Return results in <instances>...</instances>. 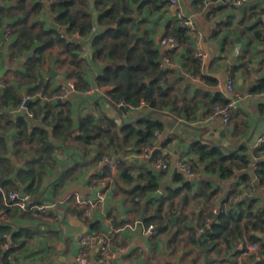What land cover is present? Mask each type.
Returning <instances> with one entry per match:
<instances>
[{"label":"crops","instance_id":"obj_1","mask_svg":"<svg viewBox=\"0 0 264 264\" xmlns=\"http://www.w3.org/2000/svg\"><path fill=\"white\" fill-rule=\"evenodd\" d=\"M227 2L231 7H226L215 17L208 16L215 8L227 5ZM120 6L124 7V11L120 14L122 13L124 16L136 14V18L120 20L126 22L125 27L129 32L137 35L138 38L154 42L155 46L157 41L163 38L165 31L170 29L168 26L178 24L179 18L192 19L193 29L190 46L194 53L201 51L206 55L204 60L197 59L200 68L192 65L190 59L186 58L184 54L173 60L170 58L171 56L161 60V63L165 59L169 61L176 79H182V81L175 83L173 94L176 96L177 104L191 103L196 99L208 101L204 94L214 96L219 93L225 97L224 81L227 69L232 70L234 66L248 62L244 72H233L235 93L239 99H237L235 108L231 112L229 127L224 129L220 117L214 115L213 111L207 114L202 106H199L195 119H186L183 114L177 113V109L170 107L160 114H150L152 119L159 121L164 126L163 131L156 137L153 149H159L161 155H157L154 161L150 162L151 152L145 159L142 154L136 153L135 148L130 149L128 147L125 154L119 153L117 156L109 153L113 163L116 164L122 160L132 166L134 179L131 185L124 184L114 164V173L112 172L111 178H106V187L102 188L104 200L96 205L88 219H85L83 215L79 216V211L82 209L77 207L68 197L73 194L94 197L92 189L99 184L97 174L101 168L100 162L98 163L94 156L99 148H93L90 154H83L78 150L66 148L62 141L57 140L54 142L56 149L50 156L51 161L39 154L41 160L32 162L35 156L28 157L26 152L28 146L22 142L16 146L15 141L18 139L16 131L13 128L7 132L0 130V133L4 134L2 137L5 138L6 144L5 151L0 148V159L3 160L0 161V176L6 182L10 181L16 186V188H11L10 185L0 187L2 189L0 225L9 226L13 231H22L17 239V249L9 258L10 264H73V259L79 252L86 255L89 264H98L100 258L103 259V264H109L110 261L117 264H172V262L178 264H230L231 262L234 264V260L238 264V257L233 258L231 255L235 252L232 242L226 249L222 239L214 250L212 246L203 247L201 243L197 245L190 243L191 233L187 229L192 230L194 236L199 238L216 219L215 217L213 220L205 219L204 224L200 226L202 219L201 216L197 215L201 211L204 212V205L200 199L197 200L200 201L199 205L197 202L188 199L184 206L185 218L183 219L180 213L166 214L165 219L171 221L173 225L178 223V229L181 230V234L173 244L167 243L168 234H155L153 227H151L152 230H149L143 222L150 212L155 210L159 203L167 197L168 189L174 190L182 187L180 183L174 180L175 175L180 173L177 171V174L172 175L173 166L165 172L154 170V164L157 161H165L169 165L175 161L191 163L197 171L194 179L188 181L191 185V194L198 193L202 184L209 185V191H218L216 197L206 205L214 206L213 213L218 214L225 211L237 215L243 209V203L252 201L254 217L264 216V175L258 178L255 174L256 165L260 158L254 156L256 141L262 135L261 127L264 126V93L260 95L248 93L256 81L264 79V0H248L241 4H234L230 0H203L202 3L197 0H178L176 7H170L166 0H120ZM87 9H89L92 19V27L97 28V14L89 0L83 2L76 0L75 11L77 13L75 16L77 21L79 23L85 21L84 11ZM252 11L260 14L256 24L252 20L242 24L244 15H248ZM19 13L18 11L15 12V14ZM2 20L7 24L14 23L18 21V15ZM35 21L40 22L46 29L59 28L53 21L48 6ZM219 23H222L221 27H218L217 24ZM219 28L221 31L219 37L212 39L213 31ZM254 31L261 32L263 41L251 40L250 43L248 42ZM93 35L94 33H91L90 29L86 35L78 40L92 52L91 38ZM224 40L229 42L225 45L226 52L222 53L220 49ZM16 41V34H12V32L8 37H5L4 42L0 41V95L7 81L17 86L15 93L19 97L29 87L28 85L21 86L16 80V76L24 71L25 66L20 61L21 59L14 55L16 50L12 46ZM26 52H31V54L28 57H25L24 54L23 56L27 59L31 58L33 51ZM232 56L234 59L230 62ZM62 58L55 57V60L52 59L47 65L42 64L40 67V75L47 74L50 78L49 95L57 87L66 86V84L72 83V80L74 81L71 76L74 68L61 61ZM30 64L32 65L31 62L28 63V65ZM86 64L84 79L92 87L95 78L101 73V66L94 64L90 59ZM51 72L54 73L53 76H50ZM16 73L17 75H15ZM167 78H169V82L173 83L172 79L175 76ZM208 81H213L215 84L206 83ZM64 98L71 103L77 116L93 113L98 118L107 117L118 126L132 123L143 116H150L143 103L141 109H126V114H123L106 103L102 98V92L101 94L97 91L94 94L78 93L75 89V83H73V89H68ZM16 107L10 103L6 107L1 106L0 118L5 116L11 121L17 117H22L28 127H33L34 122L26 116V109L17 114L11 112V109ZM260 108L263 109L262 114ZM199 113H201V119L198 118ZM168 139H171L170 144L166 148H162L161 144ZM192 143H212L224 154L238 152L243 146L246 148L249 166L247 169L238 170L230 179H221L218 172L205 171L202 165H196L197 157L190 151ZM30 169L33 170V179H19L16 176L17 171L23 173ZM10 170L12 172H8ZM147 170L156 176L159 190L148 194L146 197L137 195L135 197L127 194V191L136 185L144 184V179L139 178V176ZM244 175L246 177H242ZM20 189L32 204H57L64 201L65 204L57 210H51L48 217L45 218L34 217L29 212H22L15 207L5 206L3 202L4 193L11 190L20 193ZM180 199L181 197L175 198L174 204L179 203ZM166 205L167 203H165L164 209ZM142 213L144 218L140 222ZM55 216L58 217L56 222L53 221ZM207 220H209L208 223H206ZM200 230H202L201 233H199ZM81 234L106 237L105 251L102 252L99 248L83 249L77 242V238ZM256 237L264 241V233H256ZM7 241L11 245L9 237H7ZM202 249L206 251L208 258L217 260L205 263ZM217 250H220L219 254L216 253ZM222 259H227L228 262L223 263ZM259 263L264 264V255H259L253 260L246 258L240 264Z\"/></svg>","mask_w":264,"mask_h":264},{"label":"trees","instance_id":"obj_2","mask_svg":"<svg viewBox=\"0 0 264 264\" xmlns=\"http://www.w3.org/2000/svg\"><path fill=\"white\" fill-rule=\"evenodd\" d=\"M3 5L0 6V28L7 27L12 34H16L17 41L12 48L16 50L14 55L19 57L24 64V71L17 73L16 80L21 86L28 85L27 93L33 94L37 91L43 94L47 93L50 84V78L45 74L41 76L39 71L42 64L47 65L50 60L62 58L61 61L67 63L74 68L71 74L74 79L75 89L78 93H84L91 86L85 81V71L88 60L78 57L77 52L80 49L79 41L67 42L61 35L70 36L78 33L83 37L92 27V19L89 9L85 10V21L79 23L75 14L76 0H1ZM78 1V0H77ZM83 2L84 0H79ZM92 2L93 9L97 14L96 24L98 32L91 38L92 57L90 59L94 64H100L101 73L95 78L94 85L97 92H102V98L107 104L116 107L119 104L128 107H139L142 103L149 111V115H157L167 108L177 109L179 114H183L186 119L197 118L199 106H202L207 114L212 113L217 106H225L228 100L217 93L214 96L204 94L205 99H196L191 103H176V96L173 94L175 83L182 81L176 79L175 72L171 68L162 69L161 60L165 57L180 58L182 54L190 59L192 65L200 68V63L194 57V51L191 48L192 34L184 27H180L177 23L171 27L168 26L167 31L163 35L164 38L173 37L179 43V51H159L156 49L154 42L138 38L125 27V21H118L120 12L124 11V7L120 6V0H89ZM202 3L203 0H197ZM215 1V0H210ZM237 1V0H230ZM233 3V2H232ZM48 6V10L52 14L53 21L60 30L56 28L46 29L40 22L35 19L40 16ZM215 8L208 16L215 17L220 14L226 7ZM231 7V6H230ZM20 12L15 14V12ZM18 15V21L7 24L2 19L15 17ZM260 14L256 11L244 15L242 24L245 21L252 20L256 24L257 17ZM221 27L222 23L217 24ZM62 31V32H61ZM220 28L213 31L211 38L216 39L220 35ZM243 33V32H240ZM251 40L263 41L262 34L254 31ZM229 42V41H228ZM226 40L221 45V52L225 53ZM4 44V43H3ZM33 51L31 58L27 59L23 56V52ZM169 58V59H170ZM32 65H28V63ZM21 64V65H22ZM248 62H243L232 68L233 72H244ZM171 69V70H170ZM163 71L161 78H158L160 71ZM70 75V73H69ZM169 76H175L172 82H169ZM203 79V78H202ZM205 81V79H203ZM206 83L215 84L213 81ZM17 86L12 85L10 81L5 82L3 92L0 95V107H6L10 103L13 107L20 102V97L15 93ZM61 86L54 89L49 98L59 96L61 94ZM109 89V90H107ZM251 95H260L264 93V79H260L248 90ZM46 95V94H45ZM55 99L53 101L41 105L39 101L29 103L26 107L27 112L33 113V127H28L22 117L14 120H8L5 116L0 118V130L7 132L9 129L16 131L18 143H24L28 146L26 150L28 157L35 156L32 162L41 160L39 154L44 155L49 161L50 156L56 149L54 142L60 140L66 148L78 150L83 154H90L93 148H99L94 159L99 163L104 155L110 156L113 153L117 156L119 153H126L127 148H135L138 155L143 150L151 148L156 141L155 133H161L164 126L159 121L149 117H140L129 124L118 126L114 121L107 117H96L93 113L84 115H76L73 106L67 100ZM263 109L260 108L262 114ZM98 119V121H97ZM4 120V121H3ZM171 139L161 144L162 148H166L170 144ZM190 151L197 157L196 165H202L205 171H216L221 179H230L240 169H247L249 159L246 155V148L241 146L238 152L224 154L212 143H192ZM0 148L6 150L5 138L0 136ZM254 156L260 158L256 165L257 177L264 175V147L254 150ZM0 161H3L0 159ZM115 164V163H114ZM121 181L126 185L133 182L132 166L127 162L120 160L115 164ZM14 171V170H13ZM12 172V170L8 171ZM33 170L28 172L17 171L16 176L20 178L33 179ZM112 173L107 167H101L98 171L97 178L99 180L111 178ZM242 177H246L245 175ZM0 187L10 185L11 188L16 186L5 179H1ZM144 179V184L136 185L127 194L136 197H146L148 194L159 190L156 176L150 171H145L139 176ZM174 180L182 185L179 189L167 190V197L159 203L155 210H152L146 220L143 222L147 228L153 227L155 234L167 235V243L173 244L177 237L181 234L178 229V223L173 225L171 221L165 219L166 214L180 213L181 218H185L183 214L184 206L188 199L204 205V212L201 211L197 216H201V225L205 219H214L211 227L205 230L204 234L199 238L194 236L192 230L187 229L191 234L189 241L193 245L199 243L203 247L212 246L213 250L223 239L226 249L230 242L234 245L233 258L239 257L244 251L246 243L257 245L258 249L251 255L246 257L253 260L257 256L264 255V241L256 237V233H264V216L254 217L252 212L253 202L243 203V209L237 215L229 212H219L214 214V206L209 204L218 193L217 190L209 191L210 186L202 184L198 193L191 194L190 182L186 181L181 174L175 175ZM108 184V183H107ZM1 195V193H0ZM191 196V197H189ZM181 197L179 203L174 204L175 198ZM165 203H167L166 208ZM242 205V204H240ZM240 207V206H239ZM83 215V210L79 211V216ZM51 216V215H50ZM181 219V220H182ZM180 220V221H181ZM242 222V223H241ZM21 230H12L9 226L0 225V264H10V256L17 249V239L21 234ZM171 236V237H169ZM9 237L11 247L5 248L4 245ZM19 243V242H18ZM220 250L216 253L219 254ZM245 258V259H246ZM245 259L241 260L244 261ZM223 263H227V259H222ZM236 264V261H233ZM231 264V262H230ZM262 264V263H259Z\"/></svg>","mask_w":264,"mask_h":264},{"label":"built area","instance_id":"obj_3","mask_svg":"<svg viewBox=\"0 0 264 264\" xmlns=\"http://www.w3.org/2000/svg\"><path fill=\"white\" fill-rule=\"evenodd\" d=\"M166 1L168 2L170 7H176L178 5V0H166ZM247 1L248 0H237V1H232V2L234 4H241ZM178 25L186 28L190 32L193 29V21L192 19H189V18H186V19L179 18ZM97 32H98V28L96 27L91 28V33H94V35H96ZM10 34H11V30L9 28H6L4 31L5 37H8ZM61 37L66 39L67 42H74V41L76 42L81 38L78 33H74L70 36H66L65 34H62ZM78 44L80 45V49L77 52L78 57L85 59V60L91 59L92 53H93L92 50L89 48H85L80 42H78ZM155 47L159 51H170V52L174 51L175 53H178V51L180 50L178 41L172 37H167V38L163 37L159 39ZM194 57L198 60H204L206 58V55L201 51H197L196 53H194ZM170 67H171V64L169 63V61H166V59L164 60L163 63H161L162 69H166ZM73 83L74 81L72 80V83H68L66 84V86L65 85L61 86V89H60L61 94L59 96H54L52 98L44 96V94L41 92H38L35 94L34 93L29 94L25 92L20 97V102L18 103L17 107L15 109H11V112H13L14 114L22 112L23 110L26 109L29 103H35L39 101L41 104H44V103L53 101L55 99H62L67 95L68 89L69 90L73 89ZM95 91H96L95 87L92 86L91 88L86 90V93L94 94ZM224 93H225L226 99L228 100L227 105L215 107L213 109V113L214 115L220 117L222 127L224 129H227L229 127L231 112L235 108L237 99H239V96L235 93L234 73L230 68H228L226 71V77L224 81ZM119 106L126 107V105L124 104L117 105V107ZM141 108H142V105H140L139 107H132V106L128 107V109L130 110H139ZM0 114H2V109H0ZM26 116L28 118H32L33 114L31 112H27ZM261 130H262V135L256 141V145H255L256 149H258L259 147H264V126L261 127ZM155 136L156 137L158 136L157 132L155 133ZM153 149H154V143L152 144L151 148H146L143 150L142 157L146 159L149 156L150 152L153 151ZM100 166L107 167L108 169H110L111 173L114 171V163L111 160V157L108 155H104L102 157L100 161ZM172 166L176 168L177 171L187 181L193 180L194 177L196 176L197 171L194 168V166L191 163L184 162V161H175L174 163H172V165H169L165 161H157L154 164V170L157 172H165V171H168L169 168ZM105 180L106 179L99 180V184L93 187L92 190H97L94 197H83V196H80L79 194H73L68 197L69 199L73 201V203L77 207H80L83 210V217L85 219L90 218L96 205L101 203L104 200V194L102 192V188L106 187ZM1 192H2V189L0 188V193ZM3 202L5 206L15 207L22 212H29L34 217L41 216L42 218L48 217L51 210H55V209L57 210L60 206L65 204V201L60 202V203L58 202L57 204L55 203L54 204H32L30 203L28 197L26 196L22 197L20 193L16 190H11V191H8L7 193H4ZM214 214L216 213L214 212ZM53 221L55 222L58 221V217L56 216L53 217ZM208 221L209 220H207L206 223H208ZM149 230H152V228L149 227ZM201 232L202 230L199 231V233ZM77 242H78V245H80L83 249H88V250L99 248V250L103 252L105 251V247H106V237L104 236L81 234L78 236ZM4 247L5 248L11 247L10 243L6 241ZM257 249H258L257 245L248 243L244 251L238 257V260H239L238 264H240L241 260L251 255ZM103 263L104 262L102 258L98 259V264H103ZM73 264H89V262L86 258V255L83 252H79L75 255L73 259ZM109 264H117V263L114 261L113 262L110 261Z\"/></svg>","mask_w":264,"mask_h":264},{"label":"water","instance_id":"obj_4","mask_svg":"<svg viewBox=\"0 0 264 264\" xmlns=\"http://www.w3.org/2000/svg\"><path fill=\"white\" fill-rule=\"evenodd\" d=\"M222 1H225V0H222ZM0 5H2L1 1H0ZM124 18H126V19L136 18V14H133L132 16H124V15L121 13L120 16H119V18H118V21H120L121 19H124ZM4 31H5V27H3V28L0 30V41H1V42H4V41H5ZM23 54H24L25 57H28V56L31 54V52H24ZM233 59H234V57L232 56V57L230 58V62H232ZM162 74H163V71L161 70V71L159 72V74H158V78H159V79L161 78ZM53 75H54V73L51 72L50 76H53ZM118 110H119L121 113L126 114V107H124V106H119V107H118ZM198 118L201 119V113H199ZM203 131H205V129H203ZM0 135H1V136H4V134H2V133H0ZM221 136H223V134H221ZM157 155H161V151H160L159 149H155V150H153V151L151 152V154H150V159H149V161H150V162H153V161H154V158H155ZM177 173H178V172H177V169L174 168L173 171H172V175H175V174H177ZM96 192H97V190H93V195H94V196H95ZM20 195H21L22 197H25V195L23 194V192H22L21 189H20ZM143 218H144V214L142 213V214H141V218H140L139 221L141 222V221L143 220ZM215 218H216V217H215ZM214 220H215V219H214ZM257 237H260V235H257ZM202 252H203V254H204V261H205V263H209V262H211V261H215V260H217V259H210V258H208V256L206 255V251H205L204 249H202ZM167 263H168V261H167ZM172 264H178V263H177V262H172Z\"/></svg>","mask_w":264,"mask_h":264},{"label":"rangeland","instance_id":"obj_5","mask_svg":"<svg viewBox=\"0 0 264 264\" xmlns=\"http://www.w3.org/2000/svg\"><path fill=\"white\" fill-rule=\"evenodd\" d=\"M168 3V2H167ZM169 5V4H168ZM180 27H182V26H180ZM186 29V28H185ZM173 38V37H172ZM175 39V38H174ZM38 92H40V91H37V92H35V93H38ZM34 93V94H35ZM42 93V92H41ZM30 94V93H29ZM46 94V95H45ZM44 94V96H46V97H49V94H48V91H47V93H45ZM48 95V96H47ZM51 95V94H50ZM33 114V113H32ZM29 119H33V117L32 118H29ZM1 132V131H0Z\"/></svg>","mask_w":264,"mask_h":264}]
</instances>
